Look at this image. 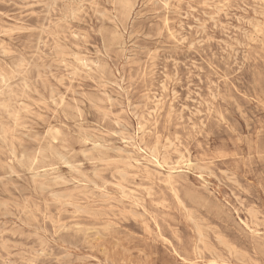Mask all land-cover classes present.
<instances>
[{
	"label": "rangeland",
	"instance_id": "1",
	"mask_svg": "<svg viewBox=\"0 0 264 264\" xmlns=\"http://www.w3.org/2000/svg\"><path fill=\"white\" fill-rule=\"evenodd\" d=\"M0 264H264V0H0Z\"/></svg>",
	"mask_w": 264,
	"mask_h": 264
},
{
	"label": "bare ground",
	"instance_id": "2",
	"mask_svg": "<svg viewBox=\"0 0 264 264\" xmlns=\"http://www.w3.org/2000/svg\"><path fill=\"white\" fill-rule=\"evenodd\" d=\"M56 5V4H55ZM158 14V13H157ZM252 40V39H251ZM128 102V101H127ZM10 167V166H9ZM15 206V205H14ZM15 216V215H14ZM37 238V237H36Z\"/></svg>",
	"mask_w": 264,
	"mask_h": 264
}]
</instances>
